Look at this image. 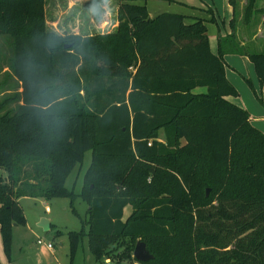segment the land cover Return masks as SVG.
<instances>
[{"label":"trees","instance_id":"obj_1","mask_svg":"<svg viewBox=\"0 0 264 264\" xmlns=\"http://www.w3.org/2000/svg\"><path fill=\"white\" fill-rule=\"evenodd\" d=\"M227 1L230 30L213 52L203 18L149 16L143 2L119 0L111 30L73 33L46 29L45 0H0L6 67L20 84L0 98V108L16 101L0 111L8 261L12 226L24 224L17 198L27 195L66 197L74 215L72 201L86 203L79 229L66 232L69 262L85 237L95 261L112 244L127 259L142 241L151 258L141 264H264V132L226 98L237 89L223 58L246 56L264 87V49L236 38L237 1ZM254 1H244L243 21ZM86 149L75 192L64 181Z\"/></svg>","mask_w":264,"mask_h":264},{"label":"rangeland","instance_id":"obj_2","mask_svg":"<svg viewBox=\"0 0 264 264\" xmlns=\"http://www.w3.org/2000/svg\"><path fill=\"white\" fill-rule=\"evenodd\" d=\"M94 1L95 0H45L44 13L46 18V29L53 30L56 32H70L68 29H63V27L66 26V23L68 22L67 20L70 19L69 15L73 14L74 15L71 17L70 20H72V18L74 17H79L80 19H82L83 25H92L93 22H90L88 20V13L86 12V9H88L87 7H89L87 11L96 16L94 17L95 22L96 20H98L97 14L100 12L101 9L99 6L92 4L95 3ZM142 1L144 0H135V2L138 3H141ZM236 1L237 6L233 13L234 26L237 29V33L235 32L236 38L239 40V38H242V36L244 35L248 39L253 32H256V34L254 35V40H246V42H244V45L253 50H263L264 0L254 1L255 7L245 21L241 19L242 8L245 3V0ZM107 2H110V4H112H109L108 7H111V10H114V4H117L118 0H107ZM214 4L217 7L218 13L213 14L215 15V17H219L218 23L219 26L222 27L221 18L223 12V0H214ZM145 5L147 6L149 12H153L154 10L170 11L174 8V5L170 2H167L166 0H145ZM208 9V7L202 5L201 10H199L197 13L202 14L204 16L207 14ZM106 20L108 22L104 23L101 26H92L89 31H100V29L111 30L117 24L116 20V23L111 28L109 19L107 18ZM227 20L228 19H225L226 27ZM96 23H93V25ZM76 25H80V22ZM249 30L250 32H248ZM251 30H253L252 33ZM11 53V38L7 34H0V98L15 94L14 91L18 90L20 87L19 82L12 76L10 70L6 67ZM238 65L241 67L240 70L241 72H243L245 77H247V75L249 74L252 76L253 79H255L251 64L249 70V68L247 69L246 66L243 65V62L240 58ZM225 66L226 68L228 67L227 64ZM228 78L232 79V81L237 86L236 89L238 93L236 94V101H238L241 105L243 104V101L248 102V110L251 112V114H255V110L262 108V101L264 102V93L262 91L264 90V87H262V91H259L261 87H259L257 82L254 80V85L251 84V88L245 82V80L237 74H235L233 77L228 74ZM203 89L204 88L202 86L197 87V90ZM15 104V99H10L2 105L0 111L6 108H13ZM261 130L263 131V129ZM160 139H162L161 134ZM89 159L90 150L86 149L83 151L80 163H77L65 178L64 185L67 188L73 186V190L75 192L79 190V187L81 185V177L84 169L86 168L89 162ZM5 174V170L0 168V175L5 176ZM18 204L25 212L27 221L29 223L28 226L32 230V232L25 237V240L28 241V248H31L33 250V257H31V259L34 260V262H37L38 264H40L39 262H43V260L51 261V263L53 264H69L66 232L69 230L75 231L79 229L80 221L85 218V209L87 208L86 203L79 197H76L72 201V207L75 209L76 215L71 212L69 199L66 197L40 199L34 197H27V195H25V197L19 198ZM44 206L48 207V210L46 212L43 210ZM129 211L130 206H125L123 209V216H126ZM39 215H42L45 219L50 221L51 227L49 230L44 231L41 227L34 225L36 221H33L37 218V216L39 217ZM21 227L22 226H19L20 229ZM56 231H59V233H55ZM37 238H41V240H43L44 242H50L52 245V250L47 251L44 246L36 244L35 241ZM111 248H114V252L111 253L112 255H110V257H114V253L121 250L122 246L112 244ZM102 258L99 261L94 260V258L91 256V254L86 248L85 237H82L81 242L78 243V247L70 264H102Z\"/></svg>","mask_w":264,"mask_h":264},{"label":"crops","instance_id":"obj_3","mask_svg":"<svg viewBox=\"0 0 264 264\" xmlns=\"http://www.w3.org/2000/svg\"><path fill=\"white\" fill-rule=\"evenodd\" d=\"M133 1L135 2V0H133ZM166 1L170 2L171 4L174 5L173 10H170V11L179 12V13H182L185 15L184 20H189L190 18L195 17V16H198V17H201L204 19L205 26H206V36L208 39L209 47L213 52L216 51L217 35H224V34L228 33L230 30L228 20L232 16V8H231L230 4L228 3V1L223 0V6H222L223 12H222V18H221L222 27H220L219 23H218L219 17H215V15L213 14V13H215V14L218 13L217 7L214 4V0H192V1L166 0ZM94 2L95 3H92V4L97 5L101 8L100 12L97 14L98 15V17H97L98 20H96L97 23L94 20V17H96V16L87 11L89 9V7H87L88 9H86V12L88 13L87 14L88 20L90 22H93L96 24L93 25V23H92V25L91 24L90 25H83V21L79 17H74V18H72V20H70L71 17L74 15L73 14V15H69L70 19L67 20L68 22L66 23V26L63 27V29H68L70 32H73V33H77V32H79V33H91V31H89V30L91 29L92 26L103 25L104 23L108 22L106 20L107 18L109 19L110 26L112 28L113 25L116 23V7H117V4H114V6H115L114 10H111V7H108L110 2H107V0H95ZM142 2L145 4V0ZM110 5H112V4H110ZM175 5H177V6H175ZM202 5H205L206 7L209 8L207 10V14L204 16L202 14L197 13L199 10H201ZM146 10H147V13L149 16H154L155 14L162 12V10H160V11L154 10L153 12H149L147 6H146ZM112 14H113V16H112ZM225 19H228L227 20V27L225 26ZM79 22H80V25H76ZM106 30H109V29H106ZM106 30L100 29V31H106ZM235 32L237 33L236 28H235ZM248 32H250V30ZM252 32H253V30H251V33ZM255 34H256V32H253L248 39L246 36L243 35L242 38H239L240 43H244V42H246V40H254ZM239 57L241 58L243 65L246 66L247 69L249 68V70H250V64L251 63L247 59L246 56L240 55V54H235V53H224L223 54L224 61L227 64V66L229 67V68L228 67L226 68V66H225V68H224L225 76L227 78H228V74H230L231 77H233L235 74L240 75L241 78L245 77L243 72H241V70H240L241 67L238 65V62L240 59ZM251 66H252V64H251ZM253 74H254V72H253ZM247 78H249L250 82H252L251 84L254 85V82L256 81L255 75H254L255 79H253L252 76L249 74L247 75ZM228 80L237 88L236 84L232 81V79L228 78ZM19 89H20V87H19ZM260 90L262 91V87L259 89V91ZM262 92L264 93V90ZM236 97H237V95H235L234 97H232L231 95H228L226 98L228 100L234 102L235 104L243 107V108L245 107V109L249 113L250 123L253 124L254 126H256L257 128H259L260 130L263 129V131H264V102L261 100L263 103L262 108L255 110V112H256L255 114H251V112L248 110L249 109V106L247 104L248 102L243 101V104L241 105L238 101L235 100ZM22 197H25V195H22ZM22 197H18L17 202H18L19 198H22ZM22 212H23V216H24V224L23 225H13L12 229H11V250H10V260L9 261L6 259L5 255L2 251V245H1V240H0V264H38L37 262H34V260L31 259V257H33V253H32L33 250L31 248H28V244H27L28 241L25 240V237L27 235H29V233H31L32 230L28 226L29 223L27 221V218H26V215H25V212L23 211V209H22ZM42 218H44L42 215H39V217L37 216V218L33 221V222L36 221L34 223V225L38 226V222ZM19 226H22L21 229L19 228ZM50 227H51L50 221H48V227L44 231L49 230ZM45 249L47 251H51L52 245H51L50 249H47V248H45ZM39 263L40 264H53V263H51V261H46V260H43V262H39ZM69 264H70V262H69Z\"/></svg>","mask_w":264,"mask_h":264},{"label":"water","instance_id":"obj_4","mask_svg":"<svg viewBox=\"0 0 264 264\" xmlns=\"http://www.w3.org/2000/svg\"><path fill=\"white\" fill-rule=\"evenodd\" d=\"M38 226L41 227L43 230H46L48 227V221L42 218L38 222ZM131 255L135 260L140 261V262H144L151 258V255L146 250L145 245L142 241L135 242Z\"/></svg>","mask_w":264,"mask_h":264},{"label":"built area","instance_id":"obj_5","mask_svg":"<svg viewBox=\"0 0 264 264\" xmlns=\"http://www.w3.org/2000/svg\"><path fill=\"white\" fill-rule=\"evenodd\" d=\"M43 210L47 211L48 207L45 206L43 208ZM35 242H36V244H40L47 249L51 248V243L50 242H44L43 240H41V238H37ZM101 262H102V264H141V262L135 260L132 257V255H130V257L127 259H119V258H116L115 256L114 257H103Z\"/></svg>","mask_w":264,"mask_h":264}]
</instances>
